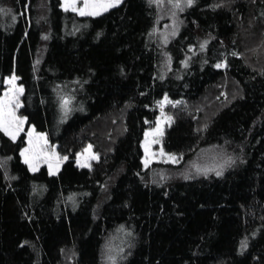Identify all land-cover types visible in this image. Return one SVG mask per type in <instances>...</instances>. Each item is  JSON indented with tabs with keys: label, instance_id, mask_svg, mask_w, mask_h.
<instances>
[{
	"label": "trees",
	"instance_id": "trees-1",
	"mask_svg": "<svg viewBox=\"0 0 264 264\" xmlns=\"http://www.w3.org/2000/svg\"><path fill=\"white\" fill-rule=\"evenodd\" d=\"M170 1L180 22L163 41ZM61 4L0 0V94L15 73L20 113L68 157L33 172L24 134L0 129V264H264V0ZM165 96L177 161L145 167ZM89 143L99 159L80 167Z\"/></svg>",
	"mask_w": 264,
	"mask_h": 264
},
{
	"label": "snow or ice",
	"instance_id": "snow-or-ice-1",
	"mask_svg": "<svg viewBox=\"0 0 264 264\" xmlns=\"http://www.w3.org/2000/svg\"><path fill=\"white\" fill-rule=\"evenodd\" d=\"M182 2L190 6L195 3V0H174V3L177 7H180ZM120 3L121 0H64L63 4H61V7L65 10L71 9L72 11L79 13L81 16H99L101 13L108 11L110 8ZM0 11H4V9H0ZM8 11H11V9ZM13 19H15V15H13ZM205 44H207V41H205ZM235 54L239 55V53ZM184 63H187V61H184ZM226 63L227 62L225 61L223 64H217L216 66H226ZM18 79L19 77L15 73H12L7 79V83L10 85V87L4 89V95L0 96V129H2L12 140H16L19 134L25 131L24 125L28 120L27 116L17 114V108L22 103L20 100V95L24 91V85L16 83ZM71 99H74V97ZM168 100L169 98L165 96L164 101H157V103L161 105V115L166 120L170 121L172 118L163 112V104L168 102ZM69 102L70 98L67 96L64 97V106L66 112L70 111V108H68ZM172 103H179V101H172ZM163 123L164 120H161L160 124H158L155 129L150 128L148 133L145 134V155L143 157L145 167H147L152 162V160L161 158V156L157 155L151 149V145L158 142L157 139H149L148 137L150 133H158L162 136ZM27 141V145L21 149V154L24 157L25 163L28 164L29 168L33 172L37 171L40 164L42 163H46L48 165L50 173L58 172L61 163L68 159L67 155L61 156L60 153L55 151V145L49 146L47 133L37 132L35 124H33L27 131ZM91 149L92 145L89 144L86 150H82L81 153H78L76 162L81 164V166H83L84 163H87L88 167L91 168L92 165L91 163H88V161L92 157L99 159V154L92 152ZM85 151L88 153V155H84ZM159 152L161 155L168 156L170 159L176 162L175 153H165L163 146L160 147ZM229 159H231V157ZM216 174L222 175V172L217 171ZM120 229L125 233L130 234L131 232V230L126 228L123 224L120 225ZM253 235H255V233H253ZM245 247H247V240L242 243L241 250H243ZM109 248H111V245H109ZM107 258L112 261L113 264H115V255L109 254Z\"/></svg>",
	"mask_w": 264,
	"mask_h": 264
},
{
	"label": "rangeland",
	"instance_id": "rangeland-1",
	"mask_svg": "<svg viewBox=\"0 0 264 264\" xmlns=\"http://www.w3.org/2000/svg\"><path fill=\"white\" fill-rule=\"evenodd\" d=\"M63 2H64V0H62V4H63ZM121 2H122V0H121ZM168 5H166L165 6V12L166 13H164V21H163V29H164V34H163V37H162V40L163 41H165L167 38H169L171 35H174V30L178 27V25H179V22H180V20H179V17H178V15H177V13L176 12H174V10H173V8L175 7L174 6V4H172L171 3V1L168 3V2H166ZM115 7V6H114ZM111 9V8H110ZM109 9V10H110ZM68 10H71V9H68ZM173 10V11H172ZM104 13V12H103ZM79 14V13H78ZM80 15V14H79ZM9 77V76H8ZM8 77H6L5 78V81H4V88H3V90H2V92H1V94H0V96H2V95H4V89H6V88H8V87H10V85L7 83V79H8ZM16 83L17 84H20L19 83V79L16 81ZM23 94V93H22ZM22 94L20 95V100L22 101ZM165 98V97H164ZM164 98H162V100L161 101H164ZM170 99L168 100V102H166V103H164L163 104V112L165 113V114H167V116H170V114L168 113V111L167 110H165L166 109V106H168L169 104H170ZM22 106V103L20 104V106L17 108V114L18 115H22L21 113H20V107ZM159 110H158V114H157V116L155 117V119L154 120H152V121H150L149 123V126L147 127V129H146V131H145V133H144V139L142 140V142H141V146H142V148H143V157H144V155H145V151H144V140H145V134L146 133H148V130L150 129V128H152V129H155L156 127H157V125L158 124H160V122H161V120H164V123H163V135L161 136V135H159L158 133H155V134H153V133H150L149 134V139H153V138H156L157 139V143H154V144H152L151 145V149H152V151L153 152H155L157 155H159V156H161V158L160 159H154V160H152V162L150 163V164H153V163H157V162H160V161H165V162H168V161H172V162H174L172 159H170L168 156H163V155H161L160 154V152H159V149H160V147L161 146H163V148H164V151H165V153H171V152H169V151H166L165 150V147H164V145H163V139H164V136H165V129L167 128V125L169 124V120H166L162 115H161V105L159 104ZM22 116H24V115H22ZM171 117V116H170ZM158 118H160V119H158ZM31 126L32 125H28L27 124V121L25 122V125H24V128H25V131H23V132H21L20 134H19V136L17 137V139L18 138H20L21 137V135H23L24 134V136H25V140H26V145H27V143H28V141H27V131L31 128ZM37 131V130H36ZM37 132H40V131H37ZM16 139V140H17ZM47 140L49 141V139L47 138ZM89 144H91V143H89ZM88 144V145H89ZM25 145V146H26ZM51 145H53V144H51V142L49 141V146H51ZM88 145H86L85 147H84V149L83 150H86L87 149V146ZM92 145V144H91ZM24 146V147H25ZM23 147V148H24ZM55 151L56 152H58V149H57V147H56V145H55ZM91 151L92 152H95V153H97L96 152V148L92 145V149H91ZM82 152V150L81 151H79L78 153H81ZM59 153V152H58ZM77 153V154H78ZM77 154H76V158H75V160H77ZM99 154V153H98ZM84 155H88V153L85 151L84 152ZM201 155H203L202 157H203V159H205V161H207V162H215L214 160L215 159H217V158H221V156L220 155H218L217 154V152H203V154H201ZM61 156H63V155H61ZM21 157H22V160L25 162V160H24V157H23V155L21 154ZM142 157V158H143ZM96 160V158L95 157H92L89 161H88V163H93L94 161ZM66 160H64L62 163H61V165H60V168L62 167V165H63V163L65 162ZM176 161H177V157H176ZM77 163V162H76ZM143 163H144V160H143ZM78 164V163H77ZM149 164V165H150ZM28 165V164H27ZM80 167H88V165H87V163H84L83 164V166H81V164H78ZM43 166H46L47 168H48V165L46 164V163H42V164H40V166H39V168L37 169V170H39L41 167H43ZM60 168H59V170H60ZM31 170V169H30ZM32 171V170H31ZM48 171H49V169H48ZM59 172V171H58ZM58 172H51V174H57Z\"/></svg>",
	"mask_w": 264,
	"mask_h": 264
}]
</instances>
